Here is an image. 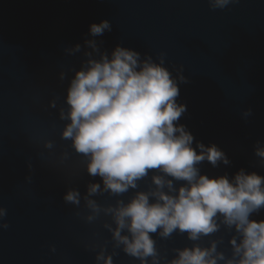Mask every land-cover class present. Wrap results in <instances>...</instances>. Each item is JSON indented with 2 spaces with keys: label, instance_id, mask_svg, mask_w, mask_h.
Segmentation results:
<instances>
[{
  "label": "water",
  "instance_id": "obj_1",
  "mask_svg": "<svg viewBox=\"0 0 264 264\" xmlns=\"http://www.w3.org/2000/svg\"><path fill=\"white\" fill-rule=\"evenodd\" d=\"M105 19L111 31L92 37L90 25ZM88 39L102 51L121 45L157 62L163 52L174 75L183 66L186 82L179 83L177 102L187 111L179 123L193 134L194 147L216 144L231 161L215 168L204 161L202 174L232 177L243 168L264 175L255 156L257 141L264 143V0L215 10L209 0H0V207L7 209L0 224H9L0 227V264H96L99 245L108 242L113 251L103 226L110 217L87 223L83 200L77 207L63 199L69 188L83 196L90 182L102 181L88 175L83 157L61 139L64 122L49 105L55 97L64 102L74 74L69 69L79 70L86 59ZM76 44L81 51L66 54ZM47 140L53 149L45 147ZM65 151L70 155L62 160ZM149 183L150 176L140 189ZM94 198L104 206L117 199L107 193ZM251 218L264 219V210ZM230 235L222 229L200 243L223 236L219 250L230 256ZM155 238L169 259L173 249L193 243L186 234ZM116 252L114 264H139Z\"/></svg>",
  "mask_w": 264,
  "mask_h": 264
},
{
  "label": "clouds",
  "instance_id": "obj_2",
  "mask_svg": "<svg viewBox=\"0 0 264 264\" xmlns=\"http://www.w3.org/2000/svg\"><path fill=\"white\" fill-rule=\"evenodd\" d=\"M236 2L209 0V6L224 9ZM111 29L105 19L91 24L89 31L98 37ZM85 44L90 50L84 52L79 70L69 69L74 74L64 102L58 104L60 98L55 97L49 105L58 108L64 122L61 139L70 141L71 149L83 157L88 175L102 181L90 182L83 196L69 188L63 197L77 207L83 200L89 210L87 223L101 214L111 219L103 226L111 233L113 251L108 252V242L99 245L96 264H114L116 249L139 264H264V219L251 218L264 210V175L243 168L232 177L201 173L204 161L214 168L231 161L216 144L197 142L194 147L193 134L179 123L187 111L177 102L179 83L186 82L183 66L174 75L165 66L163 52L157 62L152 55L121 45L109 53L95 39ZM65 51L75 55L81 45ZM66 76L61 71L60 80ZM251 114V109L244 113ZM45 147L53 149L54 141L47 140ZM69 155L65 151L62 160ZM255 156L264 167V143L257 141ZM149 176L147 188L140 189ZM179 182L183 183L177 186ZM130 190L133 195L125 201L121 197ZM104 193L116 197L115 203H98L94 197ZM6 215L7 209L0 207V220ZM0 227L7 229L9 224ZM222 229L231 234L230 256L219 250L223 236L210 239L207 246L200 243ZM174 233L186 234L193 243L173 249L175 255L169 259L161 254L155 237L167 240Z\"/></svg>",
  "mask_w": 264,
  "mask_h": 264
}]
</instances>
